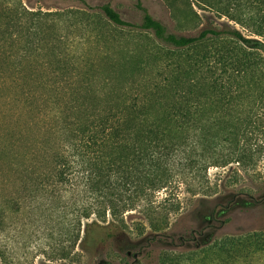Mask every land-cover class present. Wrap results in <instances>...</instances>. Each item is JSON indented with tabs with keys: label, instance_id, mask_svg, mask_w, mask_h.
I'll return each mask as SVG.
<instances>
[{
	"label": "trees",
	"instance_id": "trees-1",
	"mask_svg": "<svg viewBox=\"0 0 264 264\" xmlns=\"http://www.w3.org/2000/svg\"><path fill=\"white\" fill-rule=\"evenodd\" d=\"M78 1L88 10L100 9L117 26L151 31L176 50L223 43L183 62H163L158 44L134 48L137 53L130 56L105 52L102 34L101 51L87 58L61 52L63 66L31 72L0 64V212L20 190L26 199L41 194L47 208L68 192L79 225L82 216L97 218L83 242L97 247L113 242L128 250L131 240L120 224H127L129 211L141 209L151 229L160 231L182 207L181 185L208 196L219 190L217 182L210 183V168L227 169L234 183L242 176L236 164L248 169L261 158L263 146L251 150L249 115L244 107L237 118L236 105L264 98V0L222 6L216 1V15L244 30L228 24L205 27L197 35L169 32L140 1L139 24L124 20L110 1L98 6ZM60 45L66 46L61 38ZM129 59H136V68L124 64ZM120 78L122 98H103L116 92L112 84ZM163 189L168 195L159 203ZM152 213L161 218H150ZM239 239L226 237L220 249L228 251L226 246Z\"/></svg>",
	"mask_w": 264,
	"mask_h": 264
},
{
	"label": "rangeland",
	"instance_id": "rangeland-1",
	"mask_svg": "<svg viewBox=\"0 0 264 264\" xmlns=\"http://www.w3.org/2000/svg\"><path fill=\"white\" fill-rule=\"evenodd\" d=\"M86 1L92 6L110 1L124 20L135 24L141 23L143 17L137 6L140 1L169 32L180 35H197L205 27L225 28L228 24L244 30L229 22L227 17L216 15L212 9L216 1L221 6L229 2L257 5V0ZM57 11L66 14H45ZM102 34L106 41L105 52H129L130 56L132 52L137 53L134 48L158 44L165 55L163 62H183L223 44L210 41L176 50L159 42L151 31L117 26L100 9L88 10L78 0H0V64L12 70L26 68L32 72L63 66L61 52L67 53L69 58L82 55L87 58L101 51L97 40ZM60 38L66 46L60 45ZM228 44L234 46L236 42ZM129 60L124 64L130 69L136 68V59ZM151 68L153 73L158 70L157 65ZM156 79L161 81L164 77L156 76ZM102 85L103 82L98 84ZM124 85L122 78L119 82L116 80L112 84L116 92L103 98H122L119 92ZM236 106L237 118L242 117L244 107L245 114L249 115L253 137L251 150L264 147V98L253 96L245 105L238 102ZM234 167L242 170L241 178L234 183L228 181L227 169H209L210 183L217 182L219 190L208 196L193 195L186 185H181L182 207L169 216L160 231L151 229L141 209L129 211L127 224H120L131 240L128 250L113 242L104 247L83 242L87 226L97 218L82 216L84 222L79 225V216L70 203V193L64 194L61 201L54 200L56 205L47 208L42 206L45 199L41 194L26 199L28 196L20 190L0 212V252L4 254L0 264L3 259L4 264H209L213 253L214 264H264V152L256 166L243 169L236 164ZM220 172L223 176L217 178ZM167 195L163 189L156 200L163 202ZM150 215V218H161L157 213ZM150 233L155 235L146 238ZM226 237L240 239L227 245L228 251H223L220 245Z\"/></svg>",
	"mask_w": 264,
	"mask_h": 264
},
{
	"label": "water",
	"instance_id": "water-1",
	"mask_svg": "<svg viewBox=\"0 0 264 264\" xmlns=\"http://www.w3.org/2000/svg\"><path fill=\"white\" fill-rule=\"evenodd\" d=\"M134 256H135V257H137V256H138V254H137V253H135V254H134Z\"/></svg>",
	"mask_w": 264,
	"mask_h": 264
}]
</instances>
